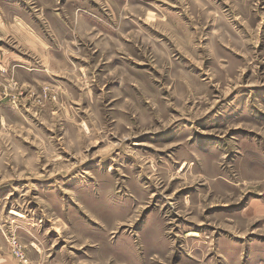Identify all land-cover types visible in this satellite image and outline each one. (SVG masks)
Instances as JSON below:
<instances>
[{
	"label": "rangeland",
	"instance_id": "obj_1",
	"mask_svg": "<svg viewBox=\"0 0 264 264\" xmlns=\"http://www.w3.org/2000/svg\"><path fill=\"white\" fill-rule=\"evenodd\" d=\"M0 264H264V0H0Z\"/></svg>",
	"mask_w": 264,
	"mask_h": 264
},
{
	"label": "bare ground",
	"instance_id": "obj_2",
	"mask_svg": "<svg viewBox=\"0 0 264 264\" xmlns=\"http://www.w3.org/2000/svg\"><path fill=\"white\" fill-rule=\"evenodd\" d=\"M15 215V214H14Z\"/></svg>",
	"mask_w": 264,
	"mask_h": 264
}]
</instances>
